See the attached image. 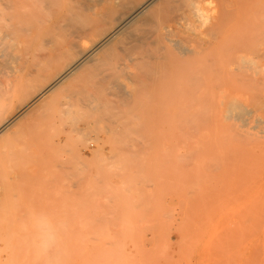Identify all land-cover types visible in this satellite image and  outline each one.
Here are the masks:
<instances>
[{"label":"rangeland","instance_id":"obj_1","mask_svg":"<svg viewBox=\"0 0 264 264\" xmlns=\"http://www.w3.org/2000/svg\"><path fill=\"white\" fill-rule=\"evenodd\" d=\"M172 1L147 29L172 36L114 43L0 135V264H264V0ZM184 48L195 92L168 73L163 96L148 90L143 61L177 69ZM1 52L0 109L15 113L51 79L14 78L17 51Z\"/></svg>","mask_w":264,"mask_h":264},{"label":"bare ground","instance_id":"obj_2","mask_svg":"<svg viewBox=\"0 0 264 264\" xmlns=\"http://www.w3.org/2000/svg\"><path fill=\"white\" fill-rule=\"evenodd\" d=\"M172 2H173L172 0H0V51L5 52L9 47H12V48L14 47L17 51V55L13 58H15V60L17 59V61L19 60V63H21V65L19 67H16L15 69L13 68L14 69V71H13L14 72V78H16L18 80L19 79L20 80H23V79L26 80V79L35 78V77H39L41 79L42 78L43 79H51L49 84L44 83V81H43V83L45 85L42 84L43 86L39 87L40 89H39V91H37L38 95H35L36 97L34 99L32 98L31 101H28L27 99H25L26 95L25 96L22 95L20 97L19 105L21 104V102H26L25 103L26 105H25V107H24V105H21L22 107L19 106V108L17 109L18 116H14L15 113L17 114V111L14 113L11 110L12 106H13L11 103L8 104L9 108L7 107L8 105L6 104L7 105L6 109H8L9 113L6 112L5 108L0 109V135H2L3 132H5V130L9 129V127L13 126L14 123L16 124V122H18L16 120L18 119L19 115L24 114L32 106H34V104H37V102L39 100H41L43 98L45 99V97L47 98V95L49 96V94L51 95V92L53 93V91L56 90L59 86L61 87L62 83H64L70 77H73V75L76 72H78L82 68V66H84L86 63H88L92 59L96 58V62H95L96 64L98 62L103 63L104 61H106V63H107V62L112 61L114 56L119 54L117 52L115 53L114 50L112 49V45L114 43L119 42V44H117V45H119V47H120V42L121 43L123 42L125 44V42L128 39H130L131 35L137 37L136 36L137 33H142V35H140V37H143L147 41V43H150L148 40L156 42V43L160 42L162 40V38L165 36V34L163 35L161 33H158L157 31L155 33H153V31L152 32L149 31V32H151V33H149L147 29H152L154 27L157 28V25H158L159 19H160V15L168 13V12L171 13V10L173 8ZM174 14H176V13H174ZM185 14H186V12H185ZM189 20H190V18H189ZM156 21H158V23ZM175 21H176V19H175ZM172 24H174V22ZM182 24L183 23L181 21L180 25L182 26ZM17 27H18V33L16 35H14L13 32H16L15 28H17ZM171 27H173V26H171ZM158 28H157V30H158ZM165 30L167 33L166 36H172V34H170L171 30L169 27H167V28L165 27ZM131 38H132V36H131ZM137 39H139V38H137ZM144 39H142L141 41H143ZM139 41L140 40H138V41L136 40V42H139ZM141 41H140V43H141ZM132 42L130 40L128 43L130 44ZM156 43H154V44L157 48L158 46L156 45ZM124 44H121V45H124ZM129 44L126 43L125 46H128ZM142 46H145L144 42H143ZM119 50H121V47ZM151 50H152V48H151ZM157 50L155 51V53H159V52H157ZM181 50H182V52H180ZM181 50L179 52L183 55L184 58L179 60L177 69L169 68L168 65L171 62L167 61V63H165L164 57L163 58L157 57L156 62H154V61H143V59L141 57H139L142 59L143 65L144 64L146 65V66H144L145 67L144 70L149 75V77H148V75H146V73H144V71H143V74H145V76H143V77H145V78L148 77L147 79L150 80L146 84L147 88L148 87L154 88L155 85L157 86V87H155V89L158 88V85H157L158 83L156 84V81L163 78V79L167 80L168 85L173 90V92L181 93L182 95L184 94V96H187V94H190L191 92L192 93L195 92L194 89L196 86V82H195L196 77L190 75L193 73H190L191 71L188 69L187 70L188 74L187 73L185 75L184 74H179V75L177 74V72H179L180 69H182L183 65H186L188 67V65L190 63L191 64L193 63L190 50L187 48H184ZM11 52L14 53V51H12V49H11ZM127 52H128V50H127ZM128 55H129V53L127 54V56ZM131 55L132 54H130L129 56H131ZM136 55L139 56L138 53H136ZM142 55H147L146 57L150 56L151 58L153 56L152 53L147 54V52H146V54L142 53ZM118 56H120V55H118ZM169 57H171V56H169ZM4 58H5V56H4ZM144 58H145V56H144ZM1 59H3V57H0V61H1ZM154 59H155V57H154ZM12 61H11V63L14 62V61L13 62ZM122 61H124V60H122ZM203 61L205 62V60H203ZM204 62L202 64H204ZM54 63L55 64L60 63L61 65L59 67L54 66V67L49 68V66H53ZM90 63L91 62H89V64ZM195 63H196V61H195ZM171 64H170V66H173ZM14 66L15 65H13V67ZM195 66H196V64L194 65V67ZM205 69H203V70L207 74V71ZM258 69H259V67H258ZM260 69H262L261 66H260ZM85 70L86 69H84L83 71H85ZM203 70H201V71H203ZM88 71H90V70L87 69V72ZM95 71H97V70H95ZM193 71H194V69H193ZM199 71H200V68H199ZM197 72H198V70H197ZM0 73H2V72H0ZM11 73H12V71H11ZM162 73H168V74H167V76H163V77L160 75L162 78H159L160 76L158 77V75L162 74ZM175 73H176V75H175ZM94 74H96V72ZM202 74H203V72H202ZM202 74H201V76H203ZM206 74L204 73L205 76H206ZM82 75H83V73H82ZM133 76L137 77V75H133ZM11 78L13 79V76H11ZM81 78H83V77H81ZM104 78H107V77H104ZM206 79L208 80L207 76L204 77L203 79L200 78V80H202L204 82L203 86L206 82L205 81ZM18 80H16V81H18ZM132 80H133V78H132ZM141 82H143V84H144L146 81L143 80ZM154 83H155V85H154ZM159 84H162V86L161 85L160 86L162 87V90H163V86H164L163 84H165V83H159ZM201 84L199 83L198 85H201ZM81 85L82 84H80V86ZM133 86H135L137 89H139L138 86H136V83ZM93 87H95V86L93 85ZM164 87L166 88V86H164ZM32 89H34V88H32ZM81 89H82V86L79 90H81ZM95 89H97V87ZM23 90H24V88H23ZM97 90L100 91L99 88ZM143 90H144V88L142 89V91ZM148 90H151V89L148 88ZM156 90H158L161 93V95L163 96V91L161 90L160 87H159V89H156ZM158 91H157V93H159ZM81 92L83 93V91H81ZM149 92L151 93V91H148V93ZM9 93H10V91H9ZM55 94H57V93H55ZM84 94H82V95H84ZM75 95H78V94H75ZM29 96H31V95H29ZM72 96H74V95H72ZM78 96L81 97L80 95H78ZM113 96H115V95H113ZM1 98H2V96H1ZM68 99H70V97ZM84 99H85V96H84ZM40 102H42V101H40ZM159 104H160V102H159ZM87 105H88V103H87ZM170 105L173 106V108H176L178 106V104L176 102H173ZM150 107H152V106H150ZM34 108L35 107H33L32 109H34ZM57 108L59 109V107H57ZM8 114H9V117L7 116ZM148 114H149V112H148ZM152 114H155V113H152ZM27 115H28V113H27ZM38 115H39V113H38ZM40 116H38V117L36 116V117L41 119ZM50 116H51V114H50ZM32 117H33V115H32ZM32 117L30 116V119ZM158 117L159 116H157V118ZM27 118H28V120H30L29 117H27ZM22 119H23V117H22ZM33 119L34 118H32L31 120H33ZM40 123H42V122H40ZM149 123H151V121H149ZM155 123H157V121H155ZM95 125H97L96 121H95ZM49 126H50V124H49ZM27 127H28V125H27ZM44 127L46 128V126H44ZM155 127H157V125ZM21 128H23V126H21ZM33 128H35V127H33ZM51 129H53V128H50L49 131H51ZM140 129L142 131V128H140ZM144 129H145V127H144ZM144 129H143V132H144ZM31 130L32 129H30V132H31ZM35 130H36V128H35ZM108 130H110V129H108ZM45 131H46V129H45ZM136 131H137V134L140 132V135H141V131H139V129H137ZM24 132H25V130H24ZM47 133H48V137H49V132H47ZM144 134H145V132H144ZM32 135H33V133H32ZM42 136H44V135H42ZM42 136L38 135V138L41 137L40 141L42 140ZM153 136L154 135H152L151 137H153ZM143 137H145V136H143ZM45 139H46V137H45ZM158 139H159V137H158ZM31 140H33V139L30 138L29 142H32ZM36 140H39V139H37V137H36ZM142 140H144V138H142ZM47 141L48 140L46 139V142ZM52 141H53V137H52ZM50 142H51V140H50ZM26 143H27V141H26ZM145 143H146V141H145ZM20 144L22 145L21 142H20ZM84 144H86V143H84ZM137 144H134V145H137ZM35 145L38 146L39 144H35ZM139 145H141V143ZM43 147L44 146H42V148ZM139 147L137 146V148H139ZM30 148H32V145H29V149ZM56 148H58V146ZM39 149H40V147H39ZM62 149H65V148H62ZM143 149H145V148H143ZM41 150H39L38 152H40ZM45 150H46V147L43 150V152ZM49 150L50 149H48V151ZM72 150H74V149L72 148ZM44 153H46V151ZM53 153L55 154L54 150H53ZM34 154H36V153H34ZM40 155H37L38 157H35V158H39ZM50 155H53V154H50ZM41 157H42V155H41ZM32 158H33V155H32ZM48 159H49V157H48Z\"/></svg>","mask_w":264,"mask_h":264}]
</instances>
